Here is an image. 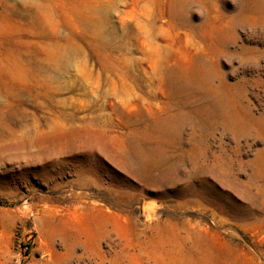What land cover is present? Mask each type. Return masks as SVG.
Masks as SVG:
<instances>
[{
  "label": "rangeland",
  "instance_id": "374dc122",
  "mask_svg": "<svg viewBox=\"0 0 264 264\" xmlns=\"http://www.w3.org/2000/svg\"><path fill=\"white\" fill-rule=\"evenodd\" d=\"M0 264H264V0H0Z\"/></svg>",
  "mask_w": 264,
  "mask_h": 264
},
{
  "label": "trees",
  "instance_id": "16d2710c",
  "mask_svg": "<svg viewBox=\"0 0 264 264\" xmlns=\"http://www.w3.org/2000/svg\"><path fill=\"white\" fill-rule=\"evenodd\" d=\"M3 202V200H0V203H2Z\"/></svg>",
  "mask_w": 264,
  "mask_h": 264
}]
</instances>
